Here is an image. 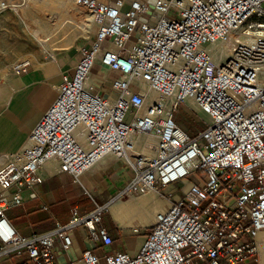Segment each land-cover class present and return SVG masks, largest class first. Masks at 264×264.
Instances as JSON below:
<instances>
[{
    "label": "built area",
    "instance_id": "built-area-1",
    "mask_svg": "<svg viewBox=\"0 0 264 264\" xmlns=\"http://www.w3.org/2000/svg\"><path fill=\"white\" fill-rule=\"evenodd\" d=\"M74 1L95 20V37L77 49L24 146L0 154V262L57 264L54 243L67 251L80 227L111 247L108 205L74 208L66 223L29 236L6 213L25 192L40 197L48 162L77 179L113 157L131 176L111 200L154 192L170 205L137 253L107 252L101 262L86 249L70 264H262L264 0ZM243 29L260 35L243 41ZM227 42L229 55L216 56ZM97 64L108 72L99 84ZM30 68L22 59L10 69ZM191 103L209 119L194 135L176 121Z\"/></svg>",
    "mask_w": 264,
    "mask_h": 264
},
{
    "label": "crops",
    "instance_id": "crops-1",
    "mask_svg": "<svg viewBox=\"0 0 264 264\" xmlns=\"http://www.w3.org/2000/svg\"><path fill=\"white\" fill-rule=\"evenodd\" d=\"M78 58L77 48L60 52L55 60V68L51 66L49 71L39 69L28 76L10 79L5 87L0 89V97L3 100L0 109V154L13 153L24 146L29 133L55 99L56 95L54 97L53 91L54 88L56 91L59 77L63 72L71 71ZM54 69L57 70V74L48 76ZM103 73L108 72L97 64L92 75L94 82L99 84ZM130 176L131 171L113 157L102 159L77 179L69 174L51 172L50 168L45 167L40 197L30 200L25 192L24 202L10 208L6 217L17 233L22 236L44 232L57 223H66L74 208H78L81 212H88L96 205H106L117 195ZM126 201L128 204H134L136 199L131 197ZM131 217L135 223H139L142 219L137 210H134ZM111 219L112 223L106 219L105 214L102 219V224L114 240L111 247H104L99 239L88 236L86 230L80 227L69 232L71 246L67 251L61 249L59 241L54 243L53 252L57 264H70L78 260L86 249L91 250L101 262L107 252L119 250L130 254L137 253L148 235L139 232V229L151 226L145 224L121 226L113 220L112 216ZM126 228L135 230L130 231ZM0 264L36 263L11 257L1 261ZM196 264L201 263L196 262Z\"/></svg>",
    "mask_w": 264,
    "mask_h": 264
},
{
    "label": "rangeland",
    "instance_id": "rangeland-1",
    "mask_svg": "<svg viewBox=\"0 0 264 264\" xmlns=\"http://www.w3.org/2000/svg\"><path fill=\"white\" fill-rule=\"evenodd\" d=\"M3 1L7 8L0 13V89L5 87L10 79L28 76L39 69L49 71V67L56 66V61L52 57L56 59L60 52L87 46L95 37V20L92 17L88 24L80 22L79 15L89 12L84 7L76 5L74 0ZM22 59L30 60L31 68L26 74L13 75L11 66ZM56 74L57 70L54 69L48 76L52 77ZM60 78L56 86L60 84ZM53 94L55 97V88ZM2 101L0 97V109ZM176 121L194 135L205 127L209 119L188 104L179 109ZM53 163L57 165L55 171L57 173L58 163L56 161ZM176 186L179 187L180 184L176 183ZM140 196H128L122 200L131 197L139 199ZM113 201L115 200H110L106 205ZM105 217L112 223L108 211ZM151 220L152 218L149 219ZM149 221L145 225H148ZM126 230L134 231L135 229L126 228ZM139 232L149 234L150 227L140 228Z\"/></svg>",
    "mask_w": 264,
    "mask_h": 264
},
{
    "label": "bare ground",
    "instance_id": "bare-ground-1",
    "mask_svg": "<svg viewBox=\"0 0 264 264\" xmlns=\"http://www.w3.org/2000/svg\"><path fill=\"white\" fill-rule=\"evenodd\" d=\"M91 18H92V15H90L89 13H82L81 15H79L78 20L82 23L88 24ZM259 35L260 33L246 32L244 29L241 30L239 33V37L243 41H245L244 40L245 37L254 39L255 37ZM230 51H231V47H230L229 42H227L223 45L221 49L217 48V50L214 51V54L216 56H221L223 52V54L229 55ZM191 106H193V108H196V106L192 103H191ZM45 167L50 168L51 172L56 171L57 169V165L53 162H48ZM132 198L134 199V197ZM169 205H170V202L168 200H165V199L161 200L156 196L154 192H148V193L141 195L139 199H136L134 204H128L126 200H122V199L115 200L108 206V210L113 220L121 226H130V225L143 226L146 222L149 221L150 218H152V220L149 221V224L147 226H153L156 220V215L167 210ZM134 210L139 211L142 217L139 223H135L132 220L131 216ZM259 251H260V256H261V263L264 264V244H261L259 246Z\"/></svg>",
    "mask_w": 264,
    "mask_h": 264
}]
</instances>
